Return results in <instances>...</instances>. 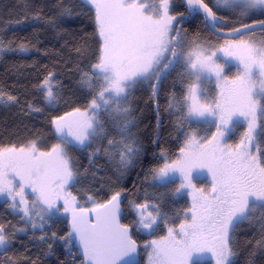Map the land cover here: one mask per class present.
Listing matches in <instances>:
<instances>
[{
    "label": "snow or ice",
    "instance_id": "obj_1",
    "mask_svg": "<svg viewBox=\"0 0 264 264\" xmlns=\"http://www.w3.org/2000/svg\"><path fill=\"white\" fill-rule=\"evenodd\" d=\"M0 264H264V0H0Z\"/></svg>",
    "mask_w": 264,
    "mask_h": 264
},
{
    "label": "trees",
    "instance_id": "obj_2",
    "mask_svg": "<svg viewBox=\"0 0 264 264\" xmlns=\"http://www.w3.org/2000/svg\"><path fill=\"white\" fill-rule=\"evenodd\" d=\"M7 2H11V0H7ZM144 122H145V124H147L148 123V119L146 118ZM147 136H148V133L146 132L145 133V137L147 138Z\"/></svg>",
    "mask_w": 264,
    "mask_h": 264
}]
</instances>
